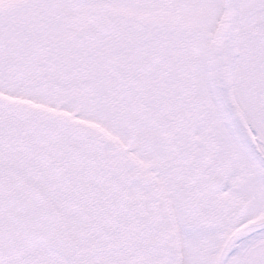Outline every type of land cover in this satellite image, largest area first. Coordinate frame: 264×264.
<instances>
[{
	"label": "snow or ice",
	"instance_id": "snow-or-ice-1",
	"mask_svg": "<svg viewBox=\"0 0 264 264\" xmlns=\"http://www.w3.org/2000/svg\"><path fill=\"white\" fill-rule=\"evenodd\" d=\"M0 264H264V0H0Z\"/></svg>",
	"mask_w": 264,
	"mask_h": 264
}]
</instances>
